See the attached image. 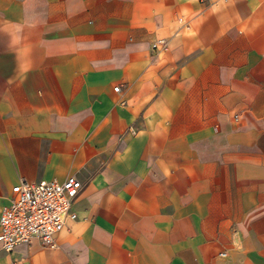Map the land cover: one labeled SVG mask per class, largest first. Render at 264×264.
Segmentation results:
<instances>
[{"label":"crops","instance_id":"obj_1","mask_svg":"<svg viewBox=\"0 0 264 264\" xmlns=\"http://www.w3.org/2000/svg\"><path fill=\"white\" fill-rule=\"evenodd\" d=\"M69 176L0 264H264V0H0V210Z\"/></svg>","mask_w":264,"mask_h":264},{"label":"built area","instance_id":"obj_2","mask_svg":"<svg viewBox=\"0 0 264 264\" xmlns=\"http://www.w3.org/2000/svg\"><path fill=\"white\" fill-rule=\"evenodd\" d=\"M151 49L156 56L164 54L169 50V42L157 39ZM119 88L113 91L118 92ZM130 132L134 134L133 130ZM81 189L75 176L62 182L21 180L11 189V195L5 198L6 203L0 210V249L12 253L17 246H29L33 242L46 249H55L56 236L68 221L76 219L72 204Z\"/></svg>","mask_w":264,"mask_h":264}]
</instances>
